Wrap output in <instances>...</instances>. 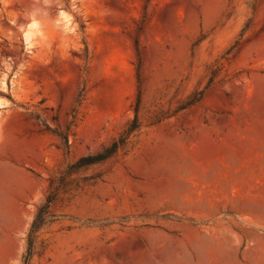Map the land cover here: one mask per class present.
Wrapping results in <instances>:
<instances>
[{
  "label": "rangeland",
  "instance_id": "374dc122",
  "mask_svg": "<svg viewBox=\"0 0 264 264\" xmlns=\"http://www.w3.org/2000/svg\"><path fill=\"white\" fill-rule=\"evenodd\" d=\"M0 264H264V0H0Z\"/></svg>",
  "mask_w": 264,
  "mask_h": 264
},
{
  "label": "trees",
  "instance_id": "16d2710c",
  "mask_svg": "<svg viewBox=\"0 0 264 264\" xmlns=\"http://www.w3.org/2000/svg\"><path fill=\"white\" fill-rule=\"evenodd\" d=\"M198 101V99H194L191 101L190 104ZM139 128V122L137 117V110L136 114L128 126L126 131L116 140L112 141L109 145L103 147L99 152L95 154H90L84 157L79 158L75 163L70 165L69 171L75 172L80 170L81 168H86L92 165H96L113 157L120 149H122L129 138V136ZM53 198L48 196L45 204L38 210L36 218L34 219L31 229H38L40 226L43 225V218H44V210L52 203ZM30 245V244H29Z\"/></svg>",
  "mask_w": 264,
  "mask_h": 264
}]
</instances>
